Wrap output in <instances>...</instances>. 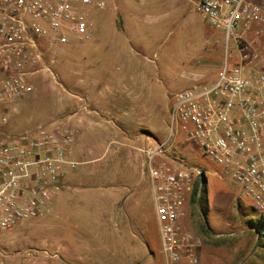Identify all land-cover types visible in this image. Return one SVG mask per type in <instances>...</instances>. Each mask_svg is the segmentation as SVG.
Returning a JSON list of instances; mask_svg holds the SVG:
<instances>
[{"label":"rangeland","instance_id":"1","mask_svg":"<svg viewBox=\"0 0 264 264\" xmlns=\"http://www.w3.org/2000/svg\"><path fill=\"white\" fill-rule=\"evenodd\" d=\"M104 1L103 9L87 8L94 23L93 36L55 47L54 74L34 76L31 93L2 106L10 136L69 117L81 135L78 144L83 155L88 154V132L84 124L75 125L74 119L80 116L85 123L82 106L85 94L93 89L91 80L99 81L94 83L96 93L118 87L91 74L87 62L94 60L100 65L96 70L105 64L116 76H124L123 87L130 94L147 93L146 99L125 100L123 107L134 108V115L114 107L116 100L107 101L109 113L98 117L113 128L111 135L139 125L164 141L174 95L190 88L195 75L213 80L227 60L232 63L238 57L236 42L186 0ZM252 35L247 36L249 40ZM257 46L264 65V34ZM89 47L93 48L90 54L86 53ZM183 141L188 163L205 172L199 200L187 204L184 220L185 227L203 239L202 264H264V231L260 235L250 222L264 216V211L256 208L234 179L217 174L220 166L193 141L180 137L177 142ZM136 177L135 182L124 180L120 185L124 194L110 216L105 217L102 210L108 200L96 188L84 198L76 190L65 189L66 197L55 203L51 215L0 230V264H165L153 195L146 190L149 184L142 181V175ZM126 229L137 234L135 245L129 238L123 241ZM127 244L140 250H124Z\"/></svg>","mask_w":264,"mask_h":264},{"label":"built area","instance_id":"2","mask_svg":"<svg viewBox=\"0 0 264 264\" xmlns=\"http://www.w3.org/2000/svg\"><path fill=\"white\" fill-rule=\"evenodd\" d=\"M238 46L219 78L177 92L169 112L168 138L144 146L165 264H202L203 239L184 225L187 204L199 200L205 172L188 163L178 138L193 141L216 162L221 176L238 183L264 211V0H186ZM104 0H0V230L54 212L65 167L79 132L58 118L10 136L2 106L34 90L32 78L54 74L53 49L73 38H90L87 8ZM253 37L249 40L248 35ZM55 76V75H54ZM84 100L85 109L88 102Z\"/></svg>","mask_w":264,"mask_h":264},{"label":"crops","instance_id":"3","mask_svg":"<svg viewBox=\"0 0 264 264\" xmlns=\"http://www.w3.org/2000/svg\"><path fill=\"white\" fill-rule=\"evenodd\" d=\"M90 31L93 36L94 23ZM92 50V47L86 48V53L90 54L92 53ZM96 66L100 65L94 60L87 62V68L90 69L93 76L95 74L97 76L101 75L103 78L102 82H115L118 87L114 89L110 88L108 90L104 89L99 93H96V90L94 89H96L97 86L95 88L94 83H98L99 81L96 79L91 80L93 89L92 91L88 90L89 93L87 92L85 94L89 107L85 110L86 112H84V115L82 114L85 117V123L80 116L74 119L75 125H85V129L89 135V140L86 144L89 153H84L85 155H83V151L78 144L81 136L78 132L70 152V158L76 161L77 165L75 167L66 165L64 186L56 197L55 203L64 200L66 197V192H64L65 189L76 190L78 193L82 194L84 198L93 191V188H96L99 190L100 196L108 200L107 206L102 209L105 211V217H107L111 215L110 212L112 213L113 211L116 212L118 210L117 206L124 194L120 185L124 184V180L135 182L137 173L142 175V181L148 182L149 185L146 187V190L152 193L149 180L144 172L145 157L141 148L153 144L154 139H157L155 138L157 136L154 135L152 130L146 132L142 129L143 127L139 125L133 128H120V131H116L111 135L113 128L98 117L101 116L103 118L106 111L109 113L108 111L110 109L107 108V101L116 100V103H112L114 107L115 105L118 106L116 108H118V110L122 109L124 114L129 113V115H134L136 114L134 108L130 107L127 111L126 108L123 107V105L126 104L125 100L146 99L147 93L146 95L130 94L131 91L126 90L127 88L123 87V82L125 80L123 79L124 76H116L105 66V64L102 66L101 70H96ZM148 74L149 72L145 71L146 77H148ZM204 78H206V75L204 74L191 77V87H194L201 82H215L219 78V75L218 77L217 75L214 76L213 80L208 82L205 81ZM120 100L122 101L120 102ZM115 179H117V181ZM122 236L123 241H125L126 238H129L130 243L135 245L134 239L137 237L135 232L126 229ZM127 247L130 249V245L128 244L124 245L123 249L126 250L128 249ZM133 249L134 251L140 250V248L136 249V246H134ZM139 257L140 255H138V258Z\"/></svg>","mask_w":264,"mask_h":264},{"label":"trees","instance_id":"4","mask_svg":"<svg viewBox=\"0 0 264 264\" xmlns=\"http://www.w3.org/2000/svg\"><path fill=\"white\" fill-rule=\"evenodd\" d=\"M250 222L258 230L259 234L262 235L264 231V216L252 219Z\"/></svg>","mask_w":264,"mask_h":264}]
</instances>
